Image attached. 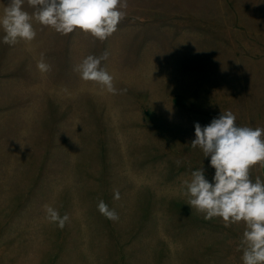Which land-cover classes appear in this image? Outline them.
Listing matches in <instances>:
<instances>
[{"label":"rangeland","instance_id":"1","mask_svg":"<svg viewBox=\"0 0 264 264\" xmlns=\"http://www.w3.org/2000/svg\"><path fill=\"white\" fill-rule=\"evenodd\" d=\"M123 3L103 40L35 15L32 41L0 30V264H243L245 223L205 219L184 181L214 174L196 122L264 128V0ZM88 55L116 91L81 78Z\"/></svg>","mask_w":264,"mask_h":264},{"label":"clouds","instance_id":"2","mask_svg":"<svg viewBox=\"0 0 264 264\" xmlns=\"http://www.w3.org/2000/svg\"><path fill=\"white\" fill-rule=\"evenodd\" d=\"M23 3L24 0H8L0 14L4 43L32 41L36 36L33 15L57 32L66 34L80 29L103 40L116 30L125 15L122 8L126 6L123 0H29L38 9L30 14L23 9ZM100 64V57L88 55L76 65V71L82 79L116 91L113 75ZM38 67L45 71L49 65L41 60ZM194 127L191 145L199 147L204 157H210L214 174L209 180L203 167L191 172L190 179L184 181L188 204L203 212L205 219L219 216L226 224L243 221L246 225L241 240L243 264H264V181L260 177L253 181L250 177V168L264 163V128L237 124L230 110L222 111L207 125L196 122ZM98 207L101 212L108 209L104 201ZM47 211L52 220L59 218L51 206ZM108 214L116 218L114 211Z\"/></svg>","mask_w":264,"mask_h":264}]
</instances>
